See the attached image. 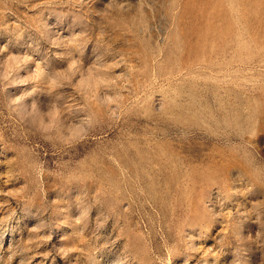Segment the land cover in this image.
I'll return each instance as SVG.
<instances>
[{
    "label": "rangeland",
    "instance_id": "1",
    "mask_svg": "<svg viewBox=\"0 0 264 264\" xmlns=\"http://www.w3.org/2000/svg\"><path fill=\"white\" fill-rule=\"evenodd\" d=\"M0 264H264V0H0Z\"/></svg>",
    "mask_w": 264,
    "mask_h": 264
}]
</instances>
